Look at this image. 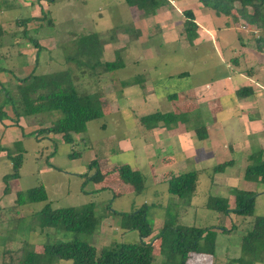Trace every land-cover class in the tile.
<instances>
[{
	"label": "rangeland",
	"instance_id": "374dc122",
	"mask_svg": "<svg viewBox=\"0 0 264 264\" xmlns=\"http://www.w3.org/2000/svg\"><path fill=\"white\" fill-rule=\"evenodd\" d=\"M43 1L47 3L45 6H38V0H7V6L0 9V21L4 16L10 18L4 22V27L10 32L7 34H15L14 39L21 40V43L15 44L16 48L11 54L0 55V66L6 67L0 71V88H5L0 91V101L7 100L8 94L15 93L17 77L32 72L43 74L69 68L77 76L76 83L80 89L100 93L106 113L100 118L90 120L85 132L74 134L72 143H64L59 134L37 133L41 128L51 125L59 113L44 112L16 119L11 106L8 104L4 107L9 118L0 121V264H7L10 260L16 261L25 242L30 248L42 251L46 241L70 240L77 236L93 244L98 254L102 248L114 241L137 242L138 231L122 229L119 217L115 216L112 210L129 212L143 204L148 207L147 218L152 228L151 234L145 238L146 241L157 236L165 223L213 225L218 227L215 255L190 253L186 264H230L232 259L240 255L241 237L251 228L254 217L264 216V183L247 180L243 173L239 179L236 177L234 184L227 180L232 187L252 188L257 192L253 215H238L233 211L226 214L205 207L209 195L226 197L229 208L234 207L232 187L225 185L222 175L212 174L213 164L220 162L219 160L230 159L232 154L219 152L218 158L211 161L212 163L208 160L198 163L195 160L198 159L197 156L175 160L171 150H164L163 140L154 145L157 141L140 125L138 117L154 111L169 110L171 106L166 93L210 82L215 77L226 75L227 66L230 65H227L226 61L231 58L240 57L238 64L233 63V67H242V71H246L250 66L257 71L264 70V57L258 55L255 47V39L261 31L243 25L240 20H233V17L217 15L203 7L198 0H167V3L151 16L144 15L141 10L131 9L124 0ZM31 2L38 6L40 15L37 18L33 17ZM185 9L193 11L198 27L203 24L201 27L204 29L207 22L212 23V34H217L214 43L217 51L213 50V44L206 45L204 41L194 44L193 47L187 44L182 36L186 21L183 14ZM98 12L102 13L100 18ZM29 17L30 21L26 19ZM50 18L52 24L49 23ZM133 20L139 22L134 23ZM198 29V34H205L199 33ZM93 32L102 44L100 60H114L119 53L124 67L103 71L99 65H86L87 56L82 55L78 58L80 63L84 61V64L67 60L68 55H75L77 38ZM25 34L28 36L26 39L23 37ZM239 36L247 40L243 46ZM30 38L39 40L41 44L35 45ZM7 40H10L9 37L5 39L6 42ZM257 59L263 62L257 63ZM6 60L11 63L7 64ZM256 63L258 65L254 67ZM179 72L187 73L178 76ZM138 74L144 77L142 85H122L124 80L128 82ZM260 75H263V71ZM259 78L262 79L261 76ZM252 80L254 83L258 79L254 77ZM221 81L215 87L213 98L232 90L228 83ZM254 85L257 86V83ZM256 89L259 98H264L263 91L258 87ZM201 96L207 99L209 95L206 97L205 93H201ZM233 100L230 96L226 102L232 103ZM254 101L256 102V98ZM229 107L231 109L220 119L226 122L224 125L228 136L234 138L239 136L241 131L236 116L240 115L239 111L244 113V105L238 102ZM179 109H183L181 104ZM262 113L264 115V104ZM205 118L207 119L208 115ZM185 125L189 127V124ZM159 134L164 135V130ZM144 138L149 139L147 143L154 145L152 166L144 162V154L135 144L142 143L141 139ZM157 138L158 135L156 140ZM18 140L20 143L14 146L13 143ZM53 140L56 141L55 153H52ZM255 140L254 148L260 149L261 143L257 137ZM132 143V147H127ZM262 144L264 148V141ZM19 148H22L23 154L20 177L9 180L7 191H4L6 184L2 177L12 170V162L7 158L6 152L17 153ZM71 152L80 153L71 158ZM240 152L245 151L240 148ZM249 152H252V148ZM167 154L174 156V160H161V157ZM92 159H98L103 172H108L112 165L118 166L122 163L138 167L144 173L145 189L136 194L130 184L118 176L117 168L114 171L109 170L104 187L100 182L90 179L86 181L84 174L90 175L95 171L88 168ZM49 161L53 167L48 165ZM200 168L202 171L197 191L189 205L168 192L165 178L167 174H179ZM243 168L244 164L240 162L233 167L232 174H239ZM40 185L45 188L52 207H80L92 204L95 215L101 219L95 232L75 235L73 232L60 231L54 227L41 231L37 212L45 202L36 201L19 207L14 206L18 190L24 191ZM9 207L13 209L9 210ZM223 228L231 229L226 232L222 231ZM158 246L159 241L155 240V263L161 261ZM59 263L71 264L69 261ZM255 264H264V260Z\"/></svg>",
	"mask_w": 264,
	"mask_h": 264
},
{
	"label": "trees",
	"instance_id": "16d2710c",
	"mask_svg": "<svg viewBox=\"0 0 264 264\" xmlns=\"http://www.w3.org/2000/svg\"><path fill=\"white\" fill-rule=\"evenodd\" d=\"M128 6L141 10L144 15L155 14L157 9L167 3V0H124ZM203 7L217 15L233 17L240 20L243 25L260 30L261 34L256 37L255 47L257 51H264V0H198ZM185 16L184 38L187 44H192L197 37L198 24L195 21L191 9L183 11ZM31 18H28L30 20ZM51 24V20L49 19ZM0 25V38L4 35ZM25 39L27 34L23 36ZM30 40L39 46L37 39ZM247 41V40H246ZM101 41L97 34H86L77 38L75 55H68L67 60L80 63L79 55L87 56V64L90 67H101L103 71H112L124 66L120 54L110 61H101ZM82 61L80 64H84ZM4 68L0 67V71ZM186 72L180 73L183 75ZM77 76L71 69L54 71L50 73L36 74L32 72L23 77H17L16 91L8 94L7 100L0 101V120L9 118L4 107L10 105L15 118L44 112H57L59 116L49 126L41 128L37 133L61 135L64 143H72L74 134L85 132L90 120L100 118L105 114V107L99 92H90L80 89L76 83ZM143 76H136L131 80L123 81V86L141 84ZM5 88L1 86L0 91ZM250 86H242L236 90L238 96H246L252 93ZM6 93V92H5ZM7 94V93H6ZM175 95V94H174ZM172 95V96H174ZM146 128H154L159 125L170 127L178 122L188 123L191 116L188 112L154 111L139 118ZM194 131L198 139L207 137L205 124L194 119ZM20 140L13 144L17 146ZM56 150V141H52ZM5 150V148H4ZM22 148L19 152H6L7 158L12 162L10 173L3 175L5 182L4 191H7L9 180L20 177V168L23 162ZM80 153V152H79ZM79 153L71 152L69 156L75 158ZM263 150L252 152L248 158L250 163L246 166L244 178L264 183V157ZM232 160L220 162L212 167V174L223 172L231 166ZM93 169L92 174H84L88 179L101 182L103 173L100 170L98 159H92L88 165ZM118 176L130 184L132 190L139 194L145 188L144 175L137 169H132L128 164L117 167ZM199 172L192 170L168 178V192L177 196L186 205L190 204L196 190ZM103 188V187H102ZM234 196V207L229 208L228 198L223 196L209 195L205 207L217 212L228 214L230 211L238 215H253L255 197L257 192L247 191L237 187L231 188ZM43 201L42 208L37 212L39 228L54 227L64 232L92 234L100 225L101 219L95 215L92 204H84L80 207H52L48 200L45 188L40 185L27 190L16 192L15 207L29 202ZM5 210L4 208H2ZM13 208L9 207V210ZM119 217V225L122 229H134L139 233V241L133 243L112 242L109 246L97 253L96 247L88 241L75 236L70 240H60L43 244L42 251H36L25 242L22 253L16 261L10 260L7 264H60V261H69L71 264H186L190 253L215 255V240L217 236L215 226H196L165 223L159 234L151 240L145 238L151 234L152 228L147 218L148 207L143 204L132 211L112 210ZM221 229V228H220ZM231 228H223L222 231L230 232ZM159 241V253L161 261L155 263L154 241ZM264 260V216L254 217L252 226L241 237L240 255L232 259L231 263L255 264Z\"/></svg>",
	"mask_w": 264,
	"mask_h": 264
},
{
	"label": "crops",
	"instance_id": "0c3cea01",
	"mask_svg": "<svg viewBox=\"0 0 264 264\" xmlns=\"http://www.w3.org/2000/svg\"><path fill=\"white\" fill-rule=\"evenodd\" d=\"M168 1L170 2L172 0H168ZM34 2H35V0H34ZM34 2H31V6L33 7V17L36 16V18H37L38 15H40V12L38 10V6L39 5L45 6L47 3H45L43 0H40V1L38 0L39 3L37 6V4L33 5ZM24 3H26V1H24ZM0 6H2V7H0V9L6 7L7 6V0H0ZM130 8L133 9L135 7H130ZM135 9L137 10V8H135ZM2 16H3V14H2ZM98 16H99L98 18H100L102 16V13L98 12ZM29 18H31V17H29ZM9 19H10L9 17L4 16L1 19L2 21H0V25H1L2 30H3L2 34H4L0 38V55L1 56L2 55L8 56L9 54H11V51L14 48H16L15 44H18V42L21 43V40L19 38L14 39L15 34H7L10 32L4 27V22L8 21ZM26 19H28V18H26ZM50 20H51V24H52L53 21L51 18H50ZM22 21H24V20H22ZM133 22L137 23V22H139V20H133ZM202 25L203 24H199L200 27H198L199 28L198 32L199 33L203 32L205 34H198L197 37L193 40L192 44H190L189 46L193 47L194 44H199L201 41H204L206 43V45H208L209 43L213 44V50L217 51L216 48L214 47V43L216 42L215 36H217V34H212V32H214L213 31L214 29L212 27L213 26L212 23L207 22V26H205L204 29H202V27H201ZM182 36L184 37V35H182ZM7 37H9L10 40L9 41L7 40V42H6L5 39ZM241 37L242 36H239L238 39L240 40L241 45L243 46V43L245 42V44H246L247 41L245 40V38L242 39ZM37 41H38V44L40 45L41 44L40 41L39 40H37ZM19 49H20V47H19ZM20 52H21V50L18 51V53H20ZM256 52L258 53V55H261L262 57H264V51H257L256 50ZM239 58L240 57L238 56V57H235V59L231 58L229 61H226L227 65L230 64L229 66H227L228 67V73H226V75H222L221 77H219V76L215 77V79L210 81V82L191 85L189 87H185V88H181L177 91H173L169 94L166 93V95L168 96L166 98L170 102V106H171L170 109L166 110V111H174L177 113L188 112L189 115L191 116V119H192L190 122H188V123L178 122L173 127H166V126L159 125L157 127L150 129V128H146L145 126H143L139 120V118L141 116L146 115V114H143V115L138 117V121H139L140 125L143 126L149 133H151L152 138L155 141H157L154 145H158V142L163 140L164 150H166V149L171 150V152H173V155L175 156V160L176 159L180 160V159H184V158L188 159L189 157L197 156L198 159H195V160L198 163L200 161H204V160H208L210 162L211 161L213 162V161H215V158H218L219 152H222V153L228 152L229 154H232V157L230 159H226V160H232L233 161L232 165L226 167L223 172L218 173L224 177L223 179L226 182L225 185H227L228 187H232V185L228 184L227 182H230V181H227V180H231V182H233V184H234V182H236V180L239 179V177H242V173L244 174L245 168L250 162V160H248L249 159L248 156L252 152H255L258 150H263V152H264V148H262V145H263L262 142L264 141V115L262 113L264 98L263 97L259 98L260 95L258 94V90L256 89V87H258L259 90L261 89L263 91L262 94H264V70L261 69L263 71V75H260V73L262 71H259V70L257 71L256 69L251 68V66L248 69H246V71H242L241 70L242 67H238V68L235 67L234 68L233 63L238 64ZM260 61L261 60H259V59L256 60L257 63L263 62V61H261V62ZM6 62H7V64L11 63L10 61H7V60H6ZM247 63H248V61H247ZM257 63L255 64L254 67H257V65H258ZM0 67H2V66H0ZM2 68H4L3 70L6 69V67H2ZM23 68H25V66ZM180 73H182V72H179L177 75L182 76ZM186 73H184L183 75H185ZM138 75L143 76L141 74H138ZM138 75H136V76H138ZM172 76L173 75H170V77H172ZM260 76L262 77V79L259 78ZM254 77H257V79H258L256 82H254V83H257V86H255L253 83L252 78H254ZM132 78H136V77L133 76ZM220 81H221V83L222 82L228 83L230 89L232 88V90L230 93L220 94L219 96H216L213 98V96H214L213 94H215V87L218 85L217 83ZM137 84L138 83L132 84V85H137ZM142 84H143V81L139 85H142ZM242 86H250L253 89L252 93H249L248 95L242 96V97L238 96L236 94V90ZM201 93H203V94L205 93L206 97L209 95L208 98L205 99V97H202ZM227 94H231V95H227ZM172 95H174V96H172ZM225 95H227V96H225ZM230 96L234 99L232 101V103L230 101L226 102V100ZM255 98H256V102L254 101ZM238 102L241 103L242 105H244V108H243V111H244L243 114L244 115L241 114L242 111H239L240 115L236 116L237 122L241 126L240 127L241 131H240L239 136H234V138H233V136H228V133L225 131L226 129H225V125H224L226 122L222 121V119H220V118L223 114L228 113V111L231 109L229 106H231L232 104L235 105V103H238ZM177 104H179V105L176 107ZM180 104H181V107H183V109H181V110L179 109ZM189 105H191V106H189ZM212 110L214 112L215 111L216 112L213 113ZM166 111H164V112H166ZM198 111L199 112L201 111V114H199ZM105 113H106V110H105ZM206 115H208V118H207L208 120L205 118ZM212 118H213V120H212ZM194 119L205 124L206 130H207V137L205 139H198L197 138L196 133H195L194 128H193V126L195 124ZM185 124H189L190 128L185 127L186 126ZM210 126H213L214 128H211ZM12 127H14V126H12ZM163 130H164V135L159 134ZM156 135H158L157 140H156ZM159 136H160V139H159ZM256 137H257L258 142L261 143L260 149L254 148L256 146V143H255ZM148 140L149 139L144 138L143 140L141 139L142 143H135V144L138 145L139 149L144 154V159H143L144 162L146 164H149L150 166H152V164H153L152 158L154 155V153L152 152V149H153L154 145L147 143ZM241 140H243V141H241ZM122 143H124V141ZM132 145H133V143L127 145V147H132ZM240 148L243 149V151H245V152L241 153ZM251 148H252V152L250 153L249 149H251ZM174 156L167 154V155L161 157V160L169 162L171 160H174ZM263 157H264V154H263ZM227 158H228V156H227ZM143 160H142V163H143ZM226 160H223V161H226ZM219 161L223 162L221 160H219ZM220 162L217 161L215 164H213V166L220 163ZM240 162H241V164H244L243 171H241L239 174L234 173V171H233L234 174H232L233 167H235L236 165H239ZM51 164L52 163L49 161L48 165H51ZM100 164L101 163L99 162V166H100ZM122 164H127V163H122ZM118 166L112 165L111 169H109V170L114 171V170H116V168ZM113 167H114V169H112ZM132 169H137L142 173V171L138 167H136V168L132 167ZM100 170H101V167H100ZM109 170H108V172H103L101 170V172L103 173V179L101 180L100 185L103 187H104V181L106 180V177L110 172ZM195 170H197L199 172V175H200L202 168L195 169ZM185 172H188V171H185ZM117 174H118V172H117ZM142 174L144 175V173H142ZM173 175H176V174H173ZM170 176H172V175L167 174V176L165 177L166 180H168V178ZM236 177H237V179H236ZM241 189H243V188H241ZM243 190L254 191V190H252V188H250V189L247 188V189H243ZM196 191L197 190L194 191V194L196 193ZM193 196H192V198H193Z\"/></svg>",
	"mask_w": 264,
	"mask_h": 264
},
{
	"label": "built area",
	"instance_id": "2783aa9c",
	"mask_svg": "<svg viewBox=\"0 0 264 264\" xmlns=\"http://www.w3.org/2000/svg\"><path fill=\"white\" fill-rule=\"evenodd\" d=\"M246 27V26H245ZM255 30H257V29H255Z\"/></svg>",
	"mask_w": 264,
	"mask_h": 264
}]
</instances>
